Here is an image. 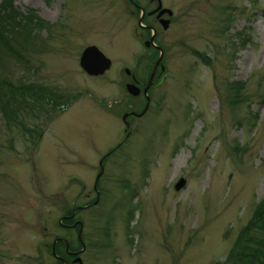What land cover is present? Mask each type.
<instances>
[{
	"label": "rangeland",
	"instance_id": "374dc122",
	"mask_svg": "<svg viewBox=\"0 0 264 264\" xmlns=\"http://www.w3.org/2000/svg\"><path fill=\"white\" fill-rule=\"evenodd\" d=\"M160 1L143 93L158 52L128 0H11L39 24L10 29L18 59L0 48V79L30 87L0 94V264H56L55 237L56 254L79 247L59 217L95 197L71 215L81 264H240L255 246L249 228L235 240L264 203V0ZM90 44L101 75L78 65Z\"/></svg>",
	"mask_w": 264,
	"mask_h": 264
},
{
	"label": "trees",
	"instance_id": "16d2710c",
	"mask_svg": "<svg viewBox=\"0 0 264 264\" xmlns=\"http://www.w3.org/2000/svg\"><path fill=\"white\" fill-rule=\"evenodd\" d=\"M21 13L18 12V9L13 6L11 0H0V48H4V50L10 53L13 57L18 59V51L12 49V45L10 44L11 36L10 29L18 28L20 26L21 29L26 28L28 23L29 30L37 26L39 24L36 20V17L32 15L31 9L28 8V12L25 16H22L23 21H27L25 25H20L18 21V15ZM31 19H34V22H31ZM30 22V23H29ZM9 33V34H7ZM14 51V52H13ZM199 56V55H198ZM5 86L11 92H28L30 93L29 86H15L12 85L9 81L4 79H0V94L1 89L4 90ZM240 87L239 82H235L233 84V89H238ZM4 104L1 105L2 110L1 113L6 117L11 116L7 112L6 104L8 105V96L7 99L5 98ZM236 101V100H234ZM6 103V104H5ZM229 103L233 104L232 98L229 100ZM249 228L250 230H255L256 234L247 235L252 242H254L255 246L244 247L242 251L237 253V256L240 258V264H264V203L260 201L259 204L255 207L252 216L246 222L244 229L238 233L236 237L237 244L242 247L243 245L240 243L242 239V234L244 231ZM247 231V230H246ZM58 245H62L60 242L55 245V249ZM245 250V251H244ZM56 253V250H55ZM64 255V254H63ZM56 264H60L59 261H56Z\"/></svg>",
	"mask_w": 264,
	"mask_h": 264
},
{
	"label": "water",
	"instance_id": "95a60500",
	"mask_svg": "<svg viewBox=\"0 0 264 264\" xmlns=\"http://www.w3.org/2000/svg\"><path fill=\"white\" fill-rule=\"evenodd\" d=\"M159 6H160V4L158 3L157 7H159ZM163 12H167L168 15L171 14L170 9H168V8L160 9V11H158V14H162ZM160 20H161L160 23H161L162 27L165 28L166 25H167L168 20L167 19H160ZM139 21H140V18L138 19V23H139ZM149 42H151V38L149 39ZM161 55H162V53H161V50H160L159 54L157 56V60L154 63V65H153V67H152V69H151V71L149 73V78H148L147 85L143 88V93H145L146 88L148 87V84L151 81L152 75H153V73L155 71L156 66L158 65V62H159V60L161 58ZM78 64H79V66L82 68V70L86 74L95 76V75L102 74L109 67L110 60L96 46L88 45V46H86V47H84L82 49V51L80 53V56H79V59H78ZM160 68H163L162 65H160ZM126 72H128V71L126 70ZM124 87L127 90V92L132 94V95H136L139 92L138 88L133 83H125ZM147 105H148V98L146 96V101H145L144 107L138 114L143 113L144 110L146 109ZM125 116H126V113L122 115V119H124ZM124 123H125L126 127H128V123L126 121ZM98 164L101 165L100 161H99ZM100 172H101V169L99 170L98 174ZM183 183H184V179L183 178H179L176 181V183L174 184V188L178 189L179 187H181L183 185ZM76 222L79 225L78 231H77V237L80 239V228H81V225H80L79 221H76ZM56 240H57V238L52 241V245H51L52 253H54V243H55ZM64 243H65V248H67V242L65 240H64ZM82 249H83V244H82L81 250ZM74 261H77L78 264H81V261H80L79 257H75ZM65 264H66V262H65Z\"/></svg>",
	"mask_w": 264,
	"mask_h": 264
},
{
	"label": "flooded vegetation",
	"instance_id": "af4514ba",
	"mask_svg": "<svg viewBox=\"0 0 264 264\" xmlns=\"http://www.w3.org/2000/svg\"><path fill=\"white\" fill-rule=\"evenodd\" d=\"M128 1H129V3H131L133 9H137V10L139 11L138 18H141V19H140V20H141V24H139V26H140L141 28H144V29H145L146 31H148L149 33H150V32L152 33V35H151L149 38L143 40V45H144V47H145V48H147V47L149 48V47H150V48L156 50L157 52H159L158 47L160 48V50L162 49L161 46L159 45V43H158L157 41H154V40H153V43H152V39H153V37H155L154 35L156 34V31L152 28L151 25L147 24V23L144 21V18H145L146 16H151V15H152V16L154 17V19H155L159 24H161V23H160V21H161L160 19H163L162 14L167 15V13L158 14V11H159L162 7H164V6L160 5V7L156 9V7L158 6V2H159V0H148L149 2H151V1H155L156 5H155V7H154L153 9L145 10L143 7H140V6H139V4L136 2V0H128ZM167 16H168V15H167ZM169 16H171V15H169ZM152 36H153V37H152ZM150 38H151V42H149V39H150ZM155 39H156V37H155ZM146 43H147V44H146ZM152 66H153V65H152ZM157 69L160 70L159 65L156 66V68H155V72H156ZM155 72H154V75H153V77H152V80H153L154 77H156V76H155V75H156ZM126 73H128V72H126ZM128 75H130V77H131V76L134 77L133 74H128ZM134 78H135V77H134ZM134 81H135V79H134ZM125 113H127L126 116H137L136 114H137L138 112L133 111V110H127V111H125ZM91 203H92V202H91ZM91 203L88 202V203H86V204H81V205L76 206V207H77V210H76V211H78V210L81 209V208H84V207L89 206V204H91ZM76 207H74V208H76ZM74 208H73V209H74ZM76 211H75V212H76ZM72 212H73V210H72ZM72 212H71L70 214L67 213V215H63V216H61V217H63V219H62L61 217H59L58 223H59L60 226L65 227V228H74V226L77 227V224H75L74 226H71L72 223H73L74 221H77L76 218H74L73 216H71V215H72ZM63 220H64V221H63ZM55 238H56V237H55ZM55 238H54V239H55ZM57 238H58V237H57ZM57 241H60V242L63 243L62 240H59V239H58ZM77 242L79 243V247H78V248H75V249H72V250L68 248L67 251H66V249H65V255L55 254V255H53L54 259L58 260L61 264H64V262H66V264L71 263L70 261L73 260V259L77 256V254L74 253V252L77 251V250L80 248V242L78 241V239H77ZM63 245H64V243H63ZM63 261H64V262H63Z\"/></svg>",
	"mask_w": 264,
	"mask_h": 264
}]
</instances>
